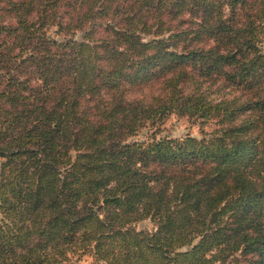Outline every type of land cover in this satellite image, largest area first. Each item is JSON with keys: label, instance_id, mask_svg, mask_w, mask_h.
<instances>
[{"label": "trees", "instance_id": "16d2710c", "mask_svg": "<svg viewBox=\"0 0 264 264\" xmlns=\"http://www.w3.org/2000/svg\"><path fill=\"white\" fill-rule=\"evenodd\" d=\"M83 255L264 264V0H0V264Z\"/></svg>", "mask_w": 264, "mask_h": 264}, {"label": "rangeland", "instance_id": "374dc122", "mask_svg": "<svg viewBox=\"0 0 264 264\" xmlns=\"http://www.w3.org/2000/svg\"><path fill=\"white\" fill-rule=\"evenodd\" d=\"M204 132H209L213 125L211 123H205L201 127ZM154 132V129L150 126H145L137 131V133L130 138V140H146L151 132ZM156 137H172L180 138L186 134L199 137L200 136V127L197 122L187 120L184 117H179L176 115H169L162 124L158 126L155 131ZM134 227L137 230H148L151 231L154 229L153 223L148 219L142 220L134 224ZM66 264H93L91 258L88 255H83L78 259L75 257H70Z\"/></svg>", "mask_w": 264, "mask_h": 264}, {"label": "water", "instance_id": "95a60500", "mask_svg": "<svg viewBox=\"0 0 264 264\" xmlns=\"http://www.w3.org/2000/svg\"><path fill=\"white\" fill-rule=\"evenodd\" d=\"M111 198L110 197H105L101 200V203L104 204L106 203L107 201H109Z\"/></svg>", "mask_w": 264, "mask_h": 264}]
</instances>
